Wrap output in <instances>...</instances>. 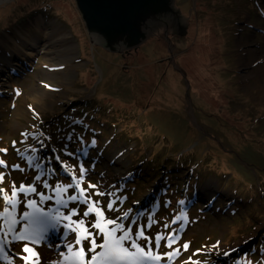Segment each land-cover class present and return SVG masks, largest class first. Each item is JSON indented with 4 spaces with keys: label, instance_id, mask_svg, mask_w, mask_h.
Masks as SVG:
<instances>
[{
    "label": "rangeland",
    "instance_id": "1",
    "mask_svg": "<svg viewBox=\"0 0 264 264\" xmlns=\"http://www.w3.org/2000/svg\"><path fill=\"white\" fill-rule=\"evenodd\" d=\"M176 6L188 33L177 37L174 52L153 38L129 57L121 53L129 49L109 51L105 39H95L76 0H10L0 5V160L9 165H0L6 174L0 186L11 194L12 181L18 189L31 184L37 170L28 165L33 154L26 149L39 147L33 136L43 141L42 126L58 132L64 129L57 128L59 122L66 119L73 133V115L76 123L87 126L74 128L75 147L64 143L82 151L69 158L59 145L50 142V147L58 150L69 172L79 175L74 167L78 162L89 169L85 186L97 184L99 191L112 193L121 211L133 209L132 216L144 225L143 236L133 228L134 238L141 245L150 238L153 255L173 250L164 240L157 248V234L175 231L174 248L189 244L187 251L160 264H264V0H178ZM47 59L65 61L66 75L59 73L63 68L51 70L62 79L59 86L44 85L52 68ZM46 89L50 92L43 94L38 108L30 94ZM23 106L28 118L18 119ZM42 154L52 156L48 148ZM149 163L166 169L158 178L150 177ZM17 164L19 170L12 167ZM49 167L56 168L62 183L71 182L54 160L41 170ZM167 176L174 184L169 188L163 186ZM36 186L47 196L46 189L38 182ZM29 199L40 207L56 206L51 201L40 204L34 193L21 194L10 219L31 211ZM95 199L113 219L115 213L106 207L110 198ZM5 207L0 197V212ZM84 210L80 205L79 211ZM62 240L63 230L30 246L49 249V243ZM217 241L219 249L213 251ZM83 246L87 249V242ZM229 246L234 249L230 255L218 254ZM20 247L5 244L3 262L8 264L7 253V259L21 264L16 259ZM197 250L212 254L197 255ZM39 257L34 264H63L60 257Z\"/></svg>",
    "mask_w": 264,
    "mask_h": 264
},
{
    "label": "snow or ice",
    "instance_id": "2",
    "mask_svg": "<svg viewBox=\"0 0 264 264\" xmlns=\"http://www.w3.org/2000/svg\"><path fill=\"white\" fill-rule=\"evenodd\" d=\"M33 138L36 139L39 147L26 149V151L33 154L27 157L28 165L37 170L33 182L28 185L21 184L18 189L15 181H12L11 194L6 188L0 186V197L4 199L6 205L4 212H0V221H3L0 224V252L4 250L5 244L19 243L21 245L20 255L16 259H19L21 264H34V261L39 260L40 257L39 253L30 245L35 242H47L52 234L59 233L61 230H63L62 242L55 246L49 243V247L62 249L60 258L63 264H160L165 258H171L181 250H188V243L181 244L180 248H174V244L178 241L175 231H171L168 236L157 234L155 246L158 248L161 240H164L167 248L173 250L164 255L159 253L153 255L154 249L150 238L143 245L138 244L134 238L133 228L137 229L135 235L143 236L144 225L132 216V208L121 211L117 206L119 201L111 199V192H101L97 184L90 182L85 186L86 174L89 169L85 168L83 163L78 162L74 166L79 167V175L75 171L69 172L67 166L61 161L58 150L50 147V136L45 137L49 144L37 139L35 135ZM91 143L94 146L95 140ZM44 148H48L52 153L51 158L42 154ZM66 148L67 145H64L61 151ZM4 151L6 153L7 149ZM37 153H41V155H36ZM64 154L69 158L74 156L73 152H64ZM53 160L67 173L70 183L60 181L55 167H49L47 171L41 170L44 164L51 165ZM34 161L42 162L34 163ZM0 165L4 169L9 168L4 160H0ZM12 167L20 169L19 164ZM5 181L6 174L0 172V185H3ZM52 181L55 182L54 186ZM37 182L40 183L42 188L50 190L53 195L45 196L43 192H39L36 186ZM29 193L39 196L40 204L51 201L56 206L40 207L35 199H29L26 206L31 211H24L19 218L10 219L15 212L19 196L21 194L28 195ZM64 194H67L66 199L63 198ZM101 196L110 198L106 207L109 213H115L113 219L106 217L104 206L98 199H95V197ZM179 203L184 204L185 202L181 200ZM70 204H76L77 208H69ZM80 205H83L85 209L82 213L79 211ZM61 208L68 209V211L61 212ZM89 216H94L95 220L87 221ZM181 219L182 216L177 215L172 219L171 224L175 225ZM156 223H159V221H156ZM152 224L153 221L148 219L147 226L151 228ZM169 227L168 223L164 224L165 229ZM70 236L72 237L71 240L69 239ZM97 237H100L99 243H97ZM84 242H87V249L83 246ZM219 246L220 241H217L212 246V250H218ZM204 247L207 248L208 246ZM232 251L234 249L229 246L228 250L220 251L218 254L228 256ZM28 254H32V257ZM201 254L211 255L212 252L203 253L201 250H197V255ZM261 254L264 255V252ZM69 256L72 258L69 259ZM54 264H59V261L54 262Z\"/></svg>",
    "mask_w": 264,
    "mask_h": 264
},
{
    "label": "water",
    "instance_id": "3",
    "mask_svg": "<svg viewBox=\"0 0 264 264\" xmlns=\"http://www.w3.org/2000/svg\"><path fill=\"white\" fill-rule=\"evenodd\" d=\"M171 1L76 0V3L92 34L103 37L112 46L121 38H129L130 47H133L135 43H139L141 37H144L140 28L145 19L157 12L167 10ZM185 35L187 30L181 36Z\"/></svg>",
    "mask_w": 264,
    "mask_h": 264
},
{
    "label": "flooded vegetation",
    "instance_id": "4",
    "mask_svg": "<svg viewBox=\"0 0 264 264\" xmlns=\"http://www.w3.org/2000/svg\"><path fill=\"white\" fill-rule=\"evenodd\" d=\"M177 1L178 0H172L167 10L157 12L145 19L140 28L144 34V37H141L138 40V44L135 43L133 47H130L129 38H121L120 41H118L114 46L109 45V41H107L108 44H104L106 46L105 48L109 49V51L119 53L121 48H128L129 50H127L125 53H121H123L124 56L131 57V55L139 53L138 50L141 45H143L145 42L147 43L148 41H151L153 38H156L157 41L165 42L168 45L167 47L170 48L169 50L171 53H173L174 51L171 48H173V46L178 43H176V40L178 41L177 37L183 38L181 35L185 30H187L188 33V26L184 24L185 18H178H182L183 14L181 15L180 8H178V6L175 7ZM166 60L168 61L169 58Z\"/></svg>",
    "mask_w": 264,
    "mask_h": 264
},
{
    "label": "trees",
    "instance_id": "5",
    "mask_svg": "<svg viewBox=\"0 0 264 264\" xmlns=\"http://www.w3.org/2000/svg\"><path fill=\"white\" fill-rule=\"evenodd\" d=\"M84 114V113H83ZM69 117H70V115H69ZM73 115H71V117H70V123L73 125V126H75L74 128H79V129H83V130H85L86 129V126L87 125H83L82 123H76L73 119ZM86 118V117H85ZM66 122H68V120L66 119V121L63 123V121L61 120L60 122H59V125L57 126V128L59 129V128H61V125H62V127L64 128L63 130H61V131H59L58 130V132L56 131V130H51V127L50 128H48L47 126H42L41 128V131H40V136L43 138V142H46V143H49V141L48 140H46L45 139V137H51V141L50 142H53V143H55V144H57V145H59L60 147H61V149L63 148V146L65 145V143L66 142H71V147H72V142H73V144L75 143L74 142V140H73V138H74V131H75V129L74 128H72L74 131H73V133L71 132H69L70 131V128H69V130H68V125H69V123H67L66 124ZM76 124V125H75ZM56 128V129H57ZM55 131V132H54ZM57 132V133H56ZM60 135H61V137H62V140H60L59 138H60ZM69 137H70V139H69ZM66 141V142H65ZM65 142V143H64ZM67 144V143H66ZM74 147H75V144H74ZM73 147V149L72 148H66V149H64V151H62L63 153L64 152H73L74 153V151H75V153L76 152H78V151H80V150H82V149H75ZM75 156V155H74ZM73 156V157H74ZM147 166V165H146ZM170 167H173V168H179V167H182V166H177V167H175V166H170ZM166 169V167L164 166L163 168H160L158 165H155V164H148V166H147V171H146V174H148V175H150V177H155V178H158L160 175H162V173H164V170ZM176 169H173V171H176ZM171 179H169L168 178V176H167V178L164 180V182H163V186H165V188H169V186H173L174 184H173V182L171 181Z\"/></svg>",
    "mask_w": 264,
    "mask_h": 264
},
{
    "label": "bare ground",
    "instance_id": "6",
    "mask_svg": "<svg viewBox=\"0 0 264 264\" xmlns=\"http://www.w3.org/2000/svg\"><path fill=\"white\" fill-rule=\"evenodd\" d=\"M8 1H10V0H0V5H2L3 3H6V2H8ZM95 39L99 42V41H101L102 42V38L101 37H99V35L97 36H95ZM94 39V40H95ZM95 40V41H96ZM96 41V42H97ZM66 51H68V50H66ZM45 52V51H44ZM43 52V53H44ZM58 52V51H57ZM64 52V51H63ZM47 62L48 63H51V60L50 59H47ZM64 60L63 61H61V63H58V62H55V61H52V63H51V65H52V68H50V72H48V74H47V77H46V79H45V81H44V85H46L47 87H51V86H59V84H61V83H63L62 82V79H60L57 75H58V73H56V72H54V73H52L51 72V70L52 69H60V68H63V71H61V72H59L60 74H62V75H66L67 73L66 72H64V70H65V68L66 67H62V66H64ZM50 89H46L45 91H43V90H40V92L38 91V92H34L33 94L31 93L30 95V98H31V100L36 104V106L38 107V108H40L41 107V105H40V103L42 102V98L44 97V95L43 94H49V91ZM26 108L23 106L22 108H20L19 110H18V114H17V118L18 119H27L28 117V114L26 113V114H24L25 113V110ZM34 248V250L36 251V252H38V253H40V254H43L44 255V257H60V254H57V251L56 250H58L59 248H55V249H53V248H45V247H42V246H34L33 247ZM72 257L71 256H69V259H71ZM7 260H9L10 261V263L11 264H14L15 262H17L14 258H10L9 257V259H7ZM0 261H2V259H1V257H0Z\"/></svg>",
    "mask_w": 264,
    "mask_h": 264
}]
</instances>
